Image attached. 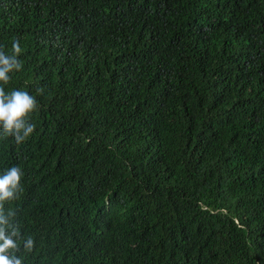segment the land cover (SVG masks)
I'll list each match as a JSON object with an SVG mask.
<instances>
[{"label": "trees", "instance_id": "trees-1", "mask_svg": "<svg viewBox=\"0 0 264 264\" xmlns=\"http://www.w3.org/2000/svg\"><path fill=\"white\" fill-rule=\"evenodd\" d=\"M13 38L23 264H264V0H0Z\"/></svg>", "mask_w": 264, "mask_h": 264}, {"label": "clouds", "instance_id": "clouds-1", "mask_svg": "<svg viewBox=\"0 0 264 264\" xmlns=\"http://www.w3.org/2000/svg\"><path fill=\"white\" fill-rule=\"evenodd\" d=\"M21 53L19 38H13L10 53L0 47V135L12 137L17 145L26 142L35 132L31 116L39 107L36 96L29 91L5 90L12 74L22 70ZM36 91L42 95L44 89L39 87ZM23 178L24 172L18 166L0 174V264H23V258L17 253L21 250L31 253L35 248L33 237L22 234L20 225L15 222V212L5 210L6 203L20 198Z\"/></svg>", "mask_w": 264, "mask_h": 264}]
</instances>
